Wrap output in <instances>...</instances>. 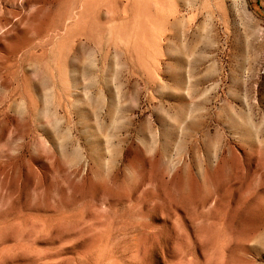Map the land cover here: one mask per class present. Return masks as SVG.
<instances>
[{
  "label": "rangeland",
  "instance_id": "rangeland-1",
  "mask_svg": "<svg viewBox=\"0 0 264 264\" xmlns=\"http://www.w3.org/2000/svg\"><path fill=\"white\" fill-rule=\"evenodd\" d=\"M0 264H264V0H0Z\"/></svg>",
  "mask_w": 264,
  "mask_h": 264
},
{
  "label": "bare ground",
  "instance_id": "bare-ground-1",
  "mask_svg": "<svg viewBox=\"0 0 264 264\" xmlns=\"http://www.w3.org/2000/svg\"><path fill=\"white\" fill-rule=\"evenodd\" d=\"M66 17V16H65ZM65 17H64V19H65ZM56 25V24H55ZM57 26V25H56ZM58 28V27H57ZM55 29V28H54Z\"/></svg>",
  "mask_w": 264,
  "mask_h": 264
}]
</instances>
